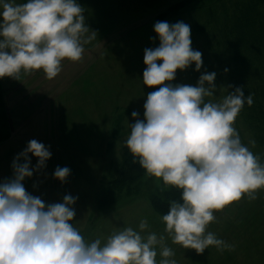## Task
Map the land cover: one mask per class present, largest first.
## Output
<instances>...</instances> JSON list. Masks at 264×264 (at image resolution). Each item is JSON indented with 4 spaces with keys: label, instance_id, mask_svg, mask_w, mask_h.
Wrapping results in <instances>:
<instances>
[{
    "label": "clouds",
    "instance_id": "9594fccd",
    "mask_svg": "<svg viewBox=\"0 0 264 264\" xmlns=\"http://www.w3.org/2000/svg\"><path fill=\"white\" fill-rule=\"evenodd\" d=\"M84 11L79 0H0V78L21 80L39 70L52 80L65 60L80 61L97 33ZM153 29L159 44L144 49L142 82L159 87L147 93L144 119L132 111L136 120L124 144L161 192L180 191L159 217L163 232L152 231L143 217L135 227L86 240L73 223L78 197L65 194L46 204L26 191L25 178L46 168L52 156L50 146L31 139L13 158L12 176L0 182V264H178L166 239L197 253L234 248L208 226L215 211L242 198L254 201L264 190V160L235 127L253 96L236 86L213 98L215 71L201 72L195 85L171 83L178 69L194 63L200 71L202 53L192 48L191 28L183 21H156ZM70 174L69 167L57 166L53 177L64 183Z\"/></svg>",
    "mask_w": 264,
    "mask_h": 264
},
{
    "label": "rangeland",
    "instance_id": "374dc122",
    "mask_svg": "<svg viewBox=\"0 0 264 264\" xmlns=\"http://www.w3.org/2000/svg\"><path fill=\"white\" fill-rule=\"evenodd\" d=\"M79 2L85 10L86 23L97 32L95 39L85 45L80 61L65 60L61 73L52 80L39 70L21 74V80L0 78L11 132L9 138L0 143L14 137L18 142L37 139L50 146L52 156L47 161L48 167L25 178L24 187L46 204L61 202L65 194L78 193L79 206H85V214L78 224L73 223L86 240L107 236L126 225L135 227L143 217L148 218L152 231L162 233L160 215L148 200L151 193L160 191L158 181L146 174L132 184V191L130 188L122 191L113 208L98 209L102 188L111 178L110 165L122 161L129 151L124 141L129 124L136 120L131 113L135 110L139 118L144 119L147 93L159 87H149L142 82L146 67L144 49L159 44L154 23L183 21L189 24L191 46L202 53L200 71L194 70V63L185 70L178 69L171 83L195 85L201 72L215 71L217 90L213 98L233 91V86L221 66L208 54L205 38L194 30L189 12L184 8L185 0ZM235 127L242 142L259 154L256 142L254 146L249 144L254 137L239 116ZM12 155L13 152L4 157ZM76 157L80 161L72 163L76 170L74 177L79 179L80 185L84 183L85 189L63 192L53 172L57 166H67ZM6 160L0 159V182L12 176V163ZM70 180L73 179L68 177L65 183ZM46 191L52 192V199L45 198ZM73 207L77 208L75 204ZM214 215L216 220L209 224L208 230L234 248L220 252L211 247L197 253L195 249H185L166 239L178 264H264V190L258 192L254 201L242 198L215 211Z\"/></svg>",
    "mask_w": 264,
    "mask_h": 264
},
{
    "label": "trees",
    "instance_id": "16d2710c",
    "mask_svg": "<svg viewBox=\"0 0 264 264\" xmlns=\"http://www.w3.org/2000/svg\"><path fill=\"white\" fill-rule=\"evenodd\" d=\"M194 30L205 38L208 54L219 64L233 86L253 96V104L238 115L253 135L264 160V0H185ZM4 92L0 80V141L9 138ZM109 184L102 188L98 209L113 208L125 188L142 179L145 170L133 163L130 150L125 158L110 165ZM180 191L170 188L151 193L153 210L162 215L170 199H179Z\"/></svg>",
    "mask_w": 264,
    "mask_h": 264
},
{
    "label": "crops",
    "instance_id": "0c3cea01",
    "mask_svg": "<svg viewBox=\"0 0 264 264\" xmlns=\"http://www.w3.org/2000/svg\"><path fill=\"white\" fill-rule=\"evenodd\" d=\"M27 142L28 141H16L14 140V137H12L10 140H7L3 143H0V159H7L6 161L7 162H11L13 161V158L16 156V154H18L19 152H21L27 145ZM11 152H13V155L10 156L9 158H5L4 156L7 155V154H10ZM29 155L31 156V153H29ZM37 159L36 157L32 156V162L31 164L32 165H35L36 162H37ZM80 159H78V157H76L75 159H72L70 160L68 163H67V167H69L71 169V174L69 175L70 178H72L73 180H70V182L68 184H66L65 182L64 183H61V181H58V184L61 188V190L63 192L67 191V190H73V191H76V190H82V189H85V185L83 183V185H80L79 184V179H75L74 177V173H75V168H73L72 166V163L73 162H77L79 163ZM21 162H23V160H21ZM79 165V164H78ZM46 167H48V165H46ZM72 169H74L72 171ZM34 183V181H32ZM54 191H57V189L55 188ZM84 192V190H83ZM82 192V193H83ZM45 198H49V199H52L53 197V194L52 192L50 191H46L45 193ZM73 196L77 197L78 196V193H75ZM54 197H55V193H54ZM75 205L77 206V208L75 209L76 211V216L74 217V221L75 222V225L78 224V221L83 218L84 214H85V206H79V200L77 199L76 202H75Z\"/></svg>",
    "mask_w": 264,
    "mask_h": 264
}]
</instances>
